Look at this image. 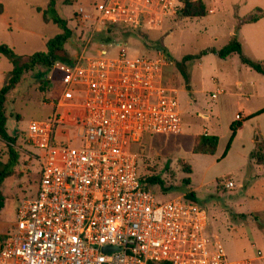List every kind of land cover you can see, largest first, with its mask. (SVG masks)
<instances>
[{"label": "rangeland", "instance_id": "obj_1", "mask_svg": "<svg viewBox=\"0 0 264 264\" xmlns=\"http://www.w3.org/2000/svg\"><path fill=\"white\" fill-rule=\"evenodd\" d=\"M104 1L57 0L56 10L71 30L65 44L70 56L75 58L84 51L86 57H115L121 48L128 57L160 54L168 63L163 68L164 83L177 91L182 131L145 135L139 173L149 170L170 189L164 193L153 188L160 202L189 198L193 193L190 199L207 211L209 235L220 239L230 259L248 252L256 257L261 252L257 264H264V164H257L256 157L251 156L256 151V140L264 139V113L244 117L264 107V75L243 63L238 54L220 58L212 52L236 36L244 56L264 60V43L261 53L251 47L253 41L264 42V29L239 24V18L251 13L260 15L253 8L264 9V0H204L209 10L203 18L178 16L183 5L178 0L163 13L150 9L141 27L100 20L99 7ZM47 2L0 0L4 8L3 11L0 4V44H7L18 55L43 51L45 43L60 32L37 12V8L44 10ZM250 32L253 40L248 36ZM11 69L10 61L0 55V89ZM45 75L54 78L49 90L40 87ZM59 78L53 68L37 66L25 73L6 96L7 132L16 138L19 165L17 174L2 186L5 201L0 211V234L12 229L20 202L37 192L38 152L27 144L26 133L29 122L52 115L54 108L50 103L63 89ZM236 113L241 116L242 128L230 153L222 158L230 136L229 125L237 121ZM204 129L219 138L214 155L192 152L194 137L203 134ZM56 139L67 141L60 136ZM68 145L77 146L79 141ZM6 153V144L0 138V159L6 160ZM180 160L191 167L190 174L184 172ZM185 178L190 179V184L183 181ZM227 181H233L235 187L226 188Z\"/></svg>", "mask_w": 264, "mask_h": 264}, {"label": "built area", "instance_id": "obj_2", "mask_svg": "<svg viewBox=\"0 0 264 264\" xmlns=\"http://www.w3.org/2000/svg\"><path fill=\"white\" fill-rule=\"evenodd\" d=\"M173 2L105 0L100 20L141 27L150 9L163 13ZM167 64L160 54L128 57L123 48L115 57L83 51L53 63L63 89L52 115L29 122L26 133L38 152L37 192L18 205L0 264H257L261 252L228 257L196 201L160 202L140 179L133 148L142 137L182 131L177 91L164 83Z\"/></svg>", "mask_w": 264, "mask_h": 264}, {"label": "trees", "instance_id": "obj_3", "mask_svg": "<svg viewBox=\"0 0 264 264\" xmlns=\"http://www.w3.org/2000/svg\"><path fill=\"white\" fill-rule=\"evenodd\" d=\"M181 2L183 5L178 11V16L180 17L203 18L208 13L209 8L204 0H181ZM56 4L57 0H48L44 10L37 8V12H41L42 19L45 23L52 22L60 30L58 34L45 43V49L43 51L35 52L31 55H18L7 44H0V55L6 57L12 64V69L8 73L7 82L0 89V138L5 142L7 147L6 160L0 159V211L3 208L5 201L2 192V186L6 179L17 174L16 169L19 165V152L15 148L16 138L10 136L7 132V116L5 110L6 96L8 92L20 82L23 75L29 71H32L35 67L42 66L44 68H52L53 63L56 61L70 62L73 59L65 47V44L71 36V30L67 27L66 20L63 19L57 12ZM257 12H259L260 15L252 13L243 18L242 21L244 23H254L258 21L262 17V10L258 8ZM212 52L220 58H226L230 55L238 54L240 55L243 63L264 75V60L254 61L244 56L242 54V46L237 40L236 36H232L229 42L223 48L218 51L212 50ZM51 83H53L51 80L45 78V81L42 82L40 87L42 90H49ZM262 113H264V108L249 115L246 119L258 116ZM241 125V121H233L229 125L230 136L222 154V158L226 157L237 134V130ZM143 137L140 140V143L135 148H133V150L138 155L139 161H142V163V147H144ZM218 142L219 138L214 134H197L193 140L192 152L202 155H214ZM252 155L256 157L257 164H264L263 138L260 141L256 140V151L251 153V156ZM179 162L183 165L184 172L190 174L192 171L191 167L188 164H185L182 160ZM145 172L146 173L143 174L141 173L140 179L145 181L150 187H157L158 190L160 189L164 193H167L170 190L164 187V182L160 176L152 174V172L149 170ZM183 181L187 185L190 184L189 178H185ZM188 197V199L192 198L193 193H190ZM5 238L6 234H0V242L5 240Z\"/></svg>", "mask_w": 264, "mask_h": 264}, {"label": "crops", "instance_id": "obj_4", "mask_svg": "<svg viewBox=\"0 0 264 264\" xmlns=\"http://www.w3.org/2000/svg\"><path fill=\"white\" fill-rule=\"evenodd\" d=\"M1 4V3H0ZM2 5V10L4 11V8H3V4H1ZM258 8H260L261 10H262V17L258 20V21H256V22H254V23H246V25H256V26H260L261 28H263L264 29V9L262 8V7H255V8H253V10H255V9H258ZM252 10V11H253ZM3 11H2V13H3ZM1 13V14H2ZM252 14V13H251ZM248 16V15H247ZM247 16H244L243 18H245V17H247ZM242 18V19H243ZM242 19L241 18H239V24H245L243 21H242ZM8 26H9V28L11 29V22H9L8 24H7ZM248 36H249V38L250 39H252L253 40V38H252V32H250V33H248ZM253 43H254V45H251V47L253 48V46H254V49L258 52V53H261V51L260 50H263V46H262V44L264 43V42H262L261 40H258V42H255V41H253ZM242 46V45H241ZM256 46V47H255ZM264 108V107H263ZM262 109V108H261ZM260 110V109H259ZM255 113V112H254ZM237 114V113H236ZM235 114V115H236ZM251 115V114H253V113H251V112H249V113H247L246 115H244V117L245 118H247L249 115ZM263 114V113H262ZM261 115V114H260ZM253 118V117H252ZM233 122V121H232ZM231 122V123H232ZM230 123V124H231ZM242 128V125L238 128V130H237V134H238V132L240 131V129ZM203 134H211V133H209L207 130H205L204 129V131H203ZM237 134H236V136H237ZM236 136H235V138H236ZM235 138H234V140H235ZM234 140H233V142H234ZM233 142H232V144H233ZM231 148H232V145H231V147H230V150H231ZM230 150L228 151V154L230 153ZM228 154L226 155V156H228ZM233 182V181H232ZM224 246V245H223ZM254 255L251 253V252H248V253H246V255L245 256H243V257H240V258H237V259H243V258H251V257H253Z\"/></svg>", "mask_w": 264, "mask_h": 264}, {"label": "water", "instance_id": "obj_5", "mask_svg": "<svg viewBox=\"0 0 264 264\" xmlns=\"http://www.w3.org/2000/svg\"><path fill=\"white\" fill-rule=\"evenodd\" d=\"M106 250H109V249L106 248Z\"/></svg>", "mask_w": 264, "mask_h": 264}]
</instances>
